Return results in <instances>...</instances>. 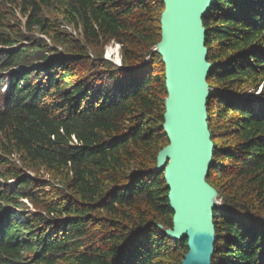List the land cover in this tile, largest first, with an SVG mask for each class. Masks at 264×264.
Segmentation results:
<instances>
[{
  "label": "trees",
  "instance_id": "trees-1",
  "mask_svg": "<svg viewBox=\"0 0 264 264\" xmlns=\"http://www.w3.org/2000/svg\"><path fill=\"white\" fill-rule=\"evenodd\" d=\"M163 10L0 0V264H182L188 241L161 229L174 212L155 170L169 143ZM204 26L212 264H264V0H217Z\"/></svg>",
  "mask_w": 264,
  "mask_h": 264
},
{
  "label": "water",
  "instance_id": "water-1",
  "mask_svg": "<svg viewBox=\"0 0 264 264\" xmlns=\"http://www.w3.org/2000/svg\"><path fill=\"white\" fill-rule=\"evenodd\" d=\"M161 40L156 51L165 65L164 122L169 143L157 156L163 171L173 228L161 229L175 241L187 240L182 264H212L216 244L214 211L219 192L208 182L216 145L209 128L207 28L204 19L217 0H161Z\"/></svg>",
  "mask_w": 264,
  "mask_h": 264
},
{
  "label": "rangeland",
  "instance_id": "rangeland-1",
  "mask_svg": "<svg viewBox=\"0 0 264 264\" xmlns=\"http://www.w3.org/2000/svg\"><path fill=\"white\" fill-rule=\"evenodd\" d=\"M110 49H118L119 53L116 55V54L112 53ZM121 49H122V44L121 43H118V42H115V41H111L110 44H107L105 49H104L105 50V56L107 55L109 60H111L115 64L116 62L114 60L117 61L119 59L118 57L122 58V50ZM218 201H219V198L216 199V202H218ZM25 202L30 207V209H33L32 205L29 204L27 200H25Z\"/></svg>",
  "mask_w": 264,
  "mask_h": 264
},
{
  "label": "bare ground",
  "instance_id": "bare-ground-1",
  "mask_svg": "<svg viewBox=\"0 0 264 264\" xmlns=\"http://www.w3.org/2000/svg\"><path fill=\"white\" fill-rule=\"evenodd\" d=\"M18 7H19V4H18ZM28 14V13H27ZM44 17H46V16H44ZM111 50V52L112 53H114V54H118L119 53V50L118 49H110ZM119 58V57H118Z\"/></svg>",
  "mask_w": 264,
  "mask_h": 264
},
{
  "label": "built area",
  "instance_id": "built-area-1",
  "mask_svg": "<svg viewBox=\"0 0 264 264\" xmlns=\"http://www.w3.org/2000/svg\"><path fill=\"white\" fill-rule=\"evenodd\" d=\"M107 57H108V56H107ZM118 60H119V59H118ZM118 60H117V61H118ZM114 61H116V60H114ZM117 61H116V62H117ZM118 63H119V62H118ZM218 202L220 203V201H218Z\"/></svg>",
  "mask_w": 264,
  "mask_h": 264
}]
</instances>
